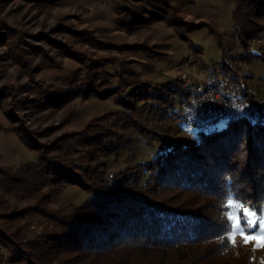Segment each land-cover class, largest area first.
I'll use <instances>...</instances> for the list:
<instances>
[{
    "label": "rangeland",
    "instance_id": "1",
    "mask_svg": "<svg viewBox=\"0 0 264 264\" xmlns=\"http://www.w3.org/2000/svg\"><path fill=\"white\" fill-rule=\"evenodd\" d=\"M180 1L188 0H0V169L19 170L38 161L47 146L58 143L65 135L82 132L105 116L107 130L118 135L113 140L121 138L126 142L117 153L105 157L106 176L119 175L151 161L170 144L196 147L201 129L178 117L180 105L175 110L167 108L164 114L157 108L168 99H178L168 87L182 83L183 73L194 78L189 70L192 65L206 76L226 72L224 55L226 63L236 71L249 73L248 91L255 101L264 104V34L252 40L248 48L241 44L234 29V0H194L184 6ZM168 3L180 7L179 17L187 23L182 30L188 41L158 20L161 16L172 17ZM247 53L262 57L251 61L245 58L244 62L242 58ZM122 79L136 81L139 86L125 89ZM140 84H146L150 96L159 100L138 102L131 97L125 102L128 92L143 89ZM89 87H93L90 91L94 96H85ZM108 91L111 96L99 97L102 94L98 93ZM145 91L146 88L139 93L145 95ZM122 99L140 110L130 112L120 104ZM121 111L130 115L129 122L137 119L146 126L150 135L140 139L139 132L126 127L129 118L125 119L123 113L121 116ZM228 125L222 120L211 128L222 130ZM82 153V149H73L68 156L77 160ZM247 158L243 153L240 164L233 162L237 178L249 180L244 186H251L250 195L258 198L264 194V183L250 181L261 177L256 173H264V162L252 167ZM38 173L39 170L30 176ZM249 175L255 177L251 180ZM40 195L42 201L38 195L11 189L0 170V226L9 232L20 231L22 239H37L53 232L54 222L48 213L82 205L89 197L76 186L59 193L50 184L43 187ZM228 207V217H234L244 227L245 235H262L258 227L264 220V206L258 212L231 196ZM245 210L252 214L255 227L244 225ZM21 211L22 216L7 218ZM230 238L242 247L243 254L251 253L256 263L264 264V242L260 247L254 239L245 243L239 232L234 240L232 234ZM8 254L7 247L0 244V257L7 259Z\"/></svg>",
    "mask_w": 264,
    "mask_h": 264
},
{
    "label": "trees",
    "instance_id": "2",
    "mask_svg": "<svg viewBox=\"0 0 264 264\" xmlns=\"http://www.w3.org/2000/svg\"><path fill=\"white\" fill-rule=\"evenodd\" d=\"M234 1L235 33L248 48L252 40L264 34V0ZM194 2L180 1V4ZM166 7L173 12L172 17L161 16L158 20L166 22L188 41L182 30L187 23L179 17L180 7L170 3ZM255 57L262 56L247 53L242 61ZM224 69L236 72L235 67L226 63L225 55ZM120 82L125 89L139 86L136 81L122 79ZM140 87L143 89L124 95V101L131 97L138 102L159 100L150 96L146 84ZM145 88V95L139 93ZM168 89L178 99L170 100L166 96L169 101L157 109L162 113L167 108L175 110L179 104L178 117L181 118V106L187 94L181 81ZM93 94L90 91L85 96ZM98 94H102L100 98L112 95L109 91ZM244 99L259 110L254 122L232 118L226 120L229 125L222 130L211 128L217 122L202 127L196 147H176L167 142L170 146L163 154L119 175L106 176L103 172L105 157L126 146L121 138L113 140L118 135L107 130L104 122L108 116L94 120L80 133L65 135L58 143L47 146L36 162L19 170L0 169L5 184L11 189L38 195L41 201L40 193L49 184L56 186L59 193L66 187L76 186L89 196L82 205L48 213L54 222L53 232L37 239H22L20 231L9 232L1 225L0 244L7 247L9 254L7 259L0 257V264H258L251 253L243 254L242 247L232 242L229 229L231 196L258 212L264 206V194L258 198L250 195L252 187L244 186L249 180L244 176V180L237 178V167L233 163L240 164L243 153L249 157L247 160L252 167L264 162V157L261 159L264 156V104L255 101L249 91ZM121 102L130 112L140 110L138 106L124 103L123 99ZM124 112L119 114L129 118L126 127L134 128L140 139H146L150 135L148 128L137 119L129 122L131 117ZM20 140L25 142L21 135ZM73 149H82V157L70 158L68 155ZM52 152L62 155L54 156ZM38 170V175L30 176ZM256 174L261 177L247 176L251 180L255 177L250 182L256 184L261 180L264 183V173ZM22 214V211L15 212L7 218Z\"/></svg>",
    "mask_w": 264,
    "mask_h": 264
},
{
    "label": "built area",
    "instance_id": "3",
    "mask_svg": "<svg viewBox=\"0 0 264 264\" xmlns=\"http://www.w3.org/2000/svg\"><path fill=\"white\" fill-rule=\"evenodd\" d=\"M249 76L243 69L222 72L213 78L181 74L187 94L181 106L182 120L197 128L232 118L254 122L259 110L244 99Z\"/></svg>",
    "mask_w": 264,
    "mask_h": 264
},
{
    "label": "snow or ice",
    "instance_id": "4",
    "mask_svg": "<svg viewBox=\"0 0 264 264\" xmlns=\"http://www.w3.org/2000/svg\"><path fill=\"white\" fill-rule=\"evenodd\" d=\"M233 208H236V207H239V205H231ZM251 213L247 212V210H245V217L246 219L243 221L244 225L247 226L249 224H252L254 227H255V222H253L251 220ZM229 219H232L233 223L229 226V229L231 231V234H232V237H233V240L236 236V233L239 232L242 236H243V239H244V242L245 243H248L249 240H256L257 241V247H260L261 246V243L264 242V220H261L259 222V227H258V230L260 231V233L262 235L260 236H248V235H245L244 232H245V229L244 227H241L240 223L237 222L235 220L234 217H229Z\"/></svg>",
    "mask_w": 264,
    "mask_h": 264
},
{
    "label": "crops",
    "instance_id": "5",
    "mask_svg": "<svg viewBox=\"0 0 264 264\" xmlns=\"http://www.w3.org/2000/svg\"><path fill=\"white\" fill-rule=\"evenodd\" d=\"M189 70H191L194 73L193 75H195V77H197V76H199V77H205V78H213V77H216V75L215 76H206V75H204V73L201 72L199 70V68L196 67L195 65H192V67Z\"/></svg>",
    "mask_w": 264,
    "mask_h": 264
}]
</instances>
